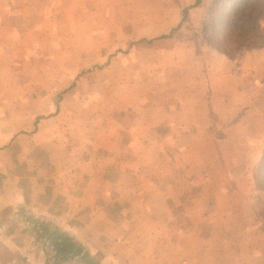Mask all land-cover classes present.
I'll list each match as a JSON object with an SVG mask.
<instances>
[{
	"label": "rangeland",
	"instance_id": "rangeland-1",
	"mask_svg": "<svg viewBox=\"0 0 264 264\" xmlns=\"http://www.w3.org/2000/svg\"><path fill=\"white\" fill-rule=\"evenodd\" d=\"M193 2L0 0V126L2 131L7 128L11 136L16 130L39 129L35 141L25 137L20 139L25 162L45 158L44 150L40 155L36 153L37 157L30 153L40 144L48 154L54 155L59 154L58 150L64 153L65 147L70 153L83 150L82 155L88 157L89 162L97 159L96 151L110 157L112 142L109 140L117 134L116 119L123 113L120 103L135 102L145 95L149 90L145 82L156 81L166 73L160 68L161 64H173L171 54L160 58V49H174L177 43L193 46L197 51L212 47L206 41L211 33L203 31L204 8L191 12L187 22L177 24L178 13L182 20L183 6ZM170 4L177 5L170 8ZM261 24L264 28V21ZM162 32H169L170 39L162 38ZM154 36H157L152 40L154 51L129 55L131 44L142 49L146 46L143 39ZM255 52L245 51L242 63L252 65V68H264V60L256 65L260 56L256 58ZM241 56L235 60L239 61ZM210 57L211 60L214 58ZM138 62L150 68H136ZM150 72L156 74L149 75ZM127 81L133 88L122 86ZM255 105L253 117L248 116L253 121L264 117V105L260 109L256 103L252 106ZM243 129L244 124H233L234 137L229 139L232 143H229L223 161L208 148L219 147L215 142L208 144L209 137L201 138L202 143L189 138L192 149H206L198 152L186 145L182 153L178 151L177 170L183 177L178 178L177 172H170L165 167L159 171L138 168L133 177L136 182L130 187L122 186L121 191H114L120 199L106 204L111 221L122 228L130 225L134 228L130 235L120 234L121 242L135 244L132 237L139 242L145 239L148 242L142 255L138 253L140 257L144 256L142 260L137 259L138 264H260L252 258L258 252L255 249L258 238L254 232L246 230L257 222L250 207L246 208L248 202L242 199L234 202L232 210L222 207L212 214L209 211L211 202L208 200L212 197L213 201L219 187L226 191L236 187L228 183L229 175L240 181L239 187L246 190V195L248 187L241 181H246L251 173L255 184L254 172L259 162L248 171L246 163L235 166L241 156L245 160L252 158L250 149L244 151L239 146ZM49 135L53 140H48ZM174 139H169V147L177 144V138ZM86 146L89 147L87 152ZM12 157L17 160V154ZM67 159L76 160L72 156ZM108 165L105 161L100 174L104 172L111 178L114 170ZM34 169L41 177L61 176L66 182L74 178L71 175L74 171L64 174L53 166L47 174L37 167ZM188 172L193 173L186 176ZM170 174V182L166 183L161 176ZM98 187L111 191L110 187L100 184L96 189ZM166 195H172L173 201H167ZM261 196L259 203L263 204L264 195L257 198ZM257 217L264 221V208L258 209ZM148 226L153 230L151 233L145 231V228L149 230ZM260 251L264 254V247ZM119 263L124 264L121 258Z\"/></svg>",
	"mask_w": 264,
	"mask_h": 264
},
{
	"label": "crops",
	"instance_id": "crops-1",
	"mask_svg": "<svg viewBox=\"0 0 264 264\" xmlns=\"http://www.w3.org/2000/svg\"><path fill=\"white\" fill-rule=\"evenodd\" d=\"M175 5L170 4L169 7L175 8ZM180 22L178 13L177 24ZM162 33V38L170 39L169 32ZM156 37L144 38L146 46L142 49L131 44L129 55L154 51L152 40ZM159 52L160 58L171 54L173 64H161L160 68L165 69L166 73L156 81L149 79V84L145 82V87L149 89L145 95L135 102L120 103L123 113L116 119L117 134L113 135L112 141L109 140L112 142L110 157L96 151L97 159L93 163L82 155L85 153L83 150L70 153L65 147L64 153L58 150L59 154L54 155L48 154L40 144L34 146L30 153L37 157L36 153L40 155L44 150L45 158L26 163L24 150L19 146L20 139L25 137L35 141L37 130H16L11 136L7 128L2 131L0 126V264H120V258L124 264H138L137 259L144 257L138 253L142 255V249L146 250L148 242L146 239L139 242L132 237L135 244L122 243L120 234L130 235L134 228L131 225L122 228L113 223L106 209L107 203L120 199L114 195L115 190L121 191L122 186L130 187L136 182L133 177L138 168L159 171L165 167L170 172H177L178 178L183 177L177 170L176 159L179 158L178 151L182 153L186 145L191 148L189 138H196L202 143L201 138L209 137L206 142H215L219 147L208 148L214 150L223 161L228 145L232 143L229 139L234 137L232 126L237 123L244 124L239 146L244 151L250 149L252 158L245 160L241 156L235 166L246 163L248 171L264 156V117H257L255 121L248 117H253L251 113L256 105H252L256 103L258 109L264 105V68L244 65L242 62L246 54L237 61L209 47L197 51L193 46L177 43L174 49L161 48ZM255 53L256 58L260 56L256 63L258 65L264 60V48ZM210 56L214 58L211 60ZM136 68L150 67L138 62ZM137 85L142 87L141 84ZM122 86L133 88L129 81L123 82ZM170 138H177L174 139L177 143L175 147H169ZM48 140L53 138L49 135ZM79 144L83 146V141ZM84 148L87 152L89 147ZM205 149L192 150L204 152ZM12 154H17L16 161ZM69 156L76 160L67 159ZM105 161L114 170L111 178L106 177L104 172L100 174ZM52 166L64 174L74 171L71 174L74 178L66 182L61 176L41 177L34 169L37 167L41 173L47 174ZM193 172H188L186 176ZM247 176L246 181H241L243 186L248 187L247 195L244 188L240 189V181L229 175L228 183L236 187L228 191L219 187L213 201L212 197L208 200L211 202L209 211L212 214L222 207L232 210L234 202L242 199L248 202L246 208L250 207L257 221L255 226L246 229L254 232L258 238L255 248L258 252L252 258L264 264V254L260 251L264 247V221L257 217L258 209L264 208V201L263 204L259 203L262 196L260 199L257 196L261 193L256 190L251 173ZM162 177L168 183L172 176ZM99 184L110 187L111 191L101 190V187L96 189ZM52 186L53 189H50ZM166 197L169 202L174 199L172 195ZM148 228H145L146 233H151V226ZM168 245L166 241L165 247Z\"/></svg>",
	"mask_w": 264,
	"mask_h": 264
},
{
	"label": "trees",
	"instance_id": "trees-1",
	"mask_svg": "<svg viewBox=\"0 0 264 264\" xmlns=\"http://www.w3.org/2000/svg\"><path fill=\"white\" fill-rule=\"evenodd\" d=\"M204 8L208 46L235 60L248 50L264 48V0H194L182 9L181 24L191 12ZM205 38V37H204ZM256 190L264 195V156L254 172Z\"/></svg>",
	"mask_w": 264,
	"mask_h": 264
},
{
	"label": "built area",
	"instance_id": "built-area-1",
	"mask_svg": "<svg viewBox=\"0 0 264 264\" xmlns=\"http://www.w3.org/2000/svg\"><path fill=\"white\" fill-rule=\"evenodd\" d=\"M14 264V263H13Z\"/></svg>",
	"mask_w": 264,
	"mask_h": 264
}]
</instances>
